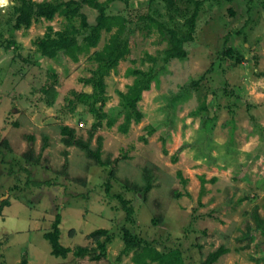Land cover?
I'll use <instances>...</instances> for the list:
<instances>
[{
	"label": "rangeland",
	"instance_id": "rangeland-1",
	"mask_svg": "<svg viewBox=\"0 0 264 264\" xmlns=\"http://www.w3.org/2000/svg\"><path fill=\"white\" fill-rule=\"evenodd\" d=\"M98 1L106 4L107 14L130 20L123 38L129 39L131 53L105 76L108 99L102 110L106 117L91 113L87 104L72 110V92H93L83 82L99 68L91 56L103 49L116 29L104 32L99 45L78 62L49 60L37 51L36 43L49 27L63 29L64 18L42 19L17 30L19 3L9 0L0 9V204H4L0 264L22 260L29 264H135L134 256L145 246L158 249L175 264H204L220 246L230 253L214 264H264V250L256 252L248 241H236L241 231L255 225L251 218L255 207L264 217V0H204L188 57L171 61L165 38L155 31L145 34L137 16L151 13L167 27L185 33L183 5L176 9L163 0ZM80 14L93 26L98 11L83 5ZM79 20L78 16L77 24ZM82 38L78 37L79 42ZM227 48H232L233 56L223 55ZM236 53L241 59H234ZM131 68L152 70L156 78L139 102L142 121L132 122L123 133L119 126L125 121V109L120 94H127L135 82L134 76H128ZM48 70L59 74V85L51 86ZM191 82L198 83L197 91L180 90ZM205 95L207 116L216 119L215 130L200 148L189 147L199 140V106ZM61 126L74 128L86 139L93 135L92 148L101 137L103 160L113 161L125 153L129 157L119 161L112 176L110 166L96 164L75 146H65ZM152 128L155 131L149 134ZM45 143L48 147L43 149ZM30 147L36 156L41 153L39 164L24 158ZM66 162L70 177L84 178L86 185L60 174ZM145 167L153 171L154 188L148 193L126 191L124 179L143 186ZM201 176L210 180L205 194ZM118 194L128 201L131 214ZM57 214L61 215L60 242L72 251L81 246L98 250V243L89 236L107 230L111 241L105 257L92 260L73 252L66 258L53 256L44 234L52 230ZM160 215L164 220L157 223ZM125 230L139 246L125 250Z\"/></svg>",
	"mask_w": 264,
	"mask_h": 264
},
{
	"label": "trees",
	"instance_id": "trees-1",
	"mask_svg": "<svg viewBox=\"0 0 264 264\" xmlns=\"http://www.w3.org/2000/svg\"><path fill=\"white\" fill-rule=\"evenodd\" d=\"M19 6L15 8L17 13L16 22L14 28L19 30L22 27L28 29L32 26L34 22H40L42 19L47 21H53L56 16L64 18L63 29L59 31H54L52 27L48 28L47 33L43 38L37 41L36 47L37 51L49 60L68 58L74 62H78L80 56L89 52L92 48H96L102 38V34L112 33L116 29L115 33L112 34L110 40L104 45L103 49L100 51H95L92 60L99 64V68L94 72V76L90 79H85L83 82L89 84L93 87V92L91 94L78 93L73 91L72 94L75 96V100L72 101V110H75L78 104L90 105L89 111L93 114L106 117L107 114L103 112V106L105 105L108 97L106 96V83L105 76L110 70L118 67L120 61L125 60L127 56L130 55V41L128 38H123L125 29L130 20L122 15H109L106 12V4L101 3L98 0H68L64 2H35L33 0H16ZM117 0H108V2H114ZM154 0H152L153 2ZM171 8L178 9L180 5H183L181 9L182 16L186 15L185 25L187 26V31L181 33L177 27H167L164 23L156 20L153 14H142L137 16V21L143 25L142 29H145V34L151 35V33L159 32L167 41L169 48L167 54L169 56V61L173 59H183L187 58L189 55L188 47L194 43L197 29L198 16L201 13L205 1L204 0H163ZM87 5L98 11V16L96 17V22L93 26H90L87 22L86 16L80 14L81 7ZM231 14L234 16V11L231 10ZM79 16V24H77L76 18ZM89 29V31H88ZM82 35V41L79 42L78 37ZM225 57H231L232 48H227L223 54ZM242 57L239 53L234 55V59L238 60ZM153 61V58H151ZM136 61L133 60V63ZM48 78L52 81L51 86H57L60 84L59 74L54 70H48ZM128 76H134L135 82L129 88L127 94H120L122 100L121 105L125 109V121L119 126V130L123 133L128 132L129 126L132 122L140 123L143 119V112L140 110L139 102L142 101L144 91H147L151 87L152 81L156 78L152 70L143 71L136 68H131L128 71ZM190 87L192 90L197 91L199 85L197 82H191L190 84H185L180 86V90H184ZM55 88V87H53ZM47 91V90H44ZM212 94H215L212 93ZM208 95V94H207ZM205 95L199 106V112H202V117L200 118V128H199V140L195 144H189V147L200 148V144L208 140L209 136L213 133L216 126V119L210 118L208 114L207 99L208 96ZM100 103L99 108L96 107ZM112 125V123H110ZM260 131L259 127L256 128ZM155 129L149 132L152 134ZM264 128H262V132ZM60 133L62 136V143L67 146H75L81 149L85 155L92 159L96 164L107 167L110 166V175H115V167L118 165L121 159H128V154L125 153L122 158H117L116 160L110 161L108 159L103 160L102 158V138L98 137L96 139L97 147L92 148L93 135L89 136L88 139L77 135L74 128L69 126H61ZM32 144L34 139H30ZM163 144L166 143V139L161 137ZM264 140V139H263ZM4 143V144H3ZM4 146H7L6 142H3ZM187 145V144H186ZM48 147V144H44V148ZM187 147V146H186ZM166 152V150H164ZM204 156L203 152H200ZM26 161L33 162L36 164L40 163L41 153L38 156L35 155V150L30 147L24 154ZM205 157V156H204ZM173 161H177V155L173 157ZM69 164L66 162L60 171V174L67 180H72L73 182L82 183L86 185V180L84 178H71L68 172ZM178 176L182 180L184 185H187L188 180L183 178L181 172ZM143 186L137 184L129 179L122 180V186L128 192L133 193H148L154 188L155 177L153 171L149 167L143 168ZM210 180H207L205 176L200 177L201 182V192L206 193V184ZM215 181V178L212 179ZM118 200L122 203L127 214L132 213V209L129 208L128 201L125 200L123 195L118 194L116 196ZM243 200L232 203V205L237 206ZM8 204V201L5 202ZM4 204H0V214ZM252 221L255 225L248 231L240 233L236 241L238 243H243L248 241L256 249V252L264 250V217L258 212V207L251 213ZM164 220L163 216H158L156 219L157 223H162ZM60 224L61 215L57 214L55 220L52 224V230L44 234V238L50 243L51 254L55 257L66 258L69 253L74 254L76 257H85L88 255L92 260H99L105 257V251L107 244L111 241V236H108V231L100 229L94 231L90 234V238L98 243L99 249L94 248L78 247L75 251L70 248L65 247L60 242ZM105 237L103 241L101 239ZM125 250H129L140 245L136 239L129 234L128 230H125ZM239 239V240H238ZM240 243V244H241ZM248 245V243H247ZM251 245V246H252ZM241 249L243 247L241 246ZM230 253V249L225 246H220L216 251L210 253L204 262V264H214L220 260L223 256ZM255 254V252H254ZM135 264H150L155 262L157 264H175L173 261H166L165 256L158 249L145 246L141 249L139 253L134 256ZM20 264H29L27 260H22Z\"/></svg>",
	"mask_w": 264,
	"mask_h": 264
},
{
	"label": "clouds",
	"instance_id": "clouds-1",
	"mask_svg": "<svg viewBox=\"0 0 264 264\" xmlns=\"http://www.w3.org/2000/svg\"><path fill=\"white\" fill-rule=\"evenodd\" d=\"M9 4V0H0V9L5 8Z\"/></svg>",
	"mask_w": 264,
	"mask_h": 264
}]
</instances>
